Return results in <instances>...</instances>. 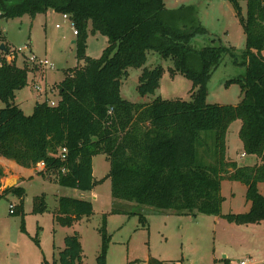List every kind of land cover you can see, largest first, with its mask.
<instances>
[{
	"label": "trees",
	"instance_id": "obj_1",
	"mask_svg": "<svg viewBox=\"0 0 264 264\" xmlns=\"http://www.w3.org/2000/svg\"><path fill=\"white\" fill-rule=\"evenodd\" d=\"M164 1L0 0V22L23 16L34 19L48 10L68 16L77 33L76 59L82 62L56 85L55 106L36 103L32 114L25 116L14 104L15 93L26 85L28 73L39 68L27 63V58L18 68L14 61L7 63L5 52L0 51V101L4 105L0 109V157L25 169L42 163L40 175H52L64 188L90 192L98 183L92 159L104 155L109 171L100 182L110 181L113 200L178 216H219L221 182H240L246 187L249 210L224 218L236 225L259 224L264 221V196L258 191V184H264V0H225L245 36L239 64L231 47H193L192 40L207 33L195 8L167 10ZM242 2L244 16L240 14ZM88 32L106 39L98 59L86 56ZM0 45L10 50L1 30ZM148 52L171 62V77L180 74L192 82L189 102L157 98L133 104L121 98V81L129 69H141L136 87L140 96L158 89L163 69L144 68ZM223 54L245 68L242 77L228 81L240 87L242 99L236 106L206 103V82ZM236 120L241 124L238 135L245 155L257 161L252 166L226 159L227 129ZM62 149L65 160L61 161L55 156ZM3 193L20 200L22 213L23 189ZM44 210L43 196L36 197L32 212ZM92 213L90 202L61 197L54 219L61 227H72ZM103 219L96 264H106L109 237ZM139 222H145L142 216ZM63 245L57 263L82 264L78 234L66 236ZM148 264L162 263L150 260Z\"/></svg>",
	"mask_w": 264,
	"mask_h": 264
},
{
	"label": "rangeland",
	"instance_id": "obj_2",
	"mask_svg": "<svg viewBox=\"0 0 264 264\" xmlns=\"http://www.w3.org/2000/svg\"><path fill=\"white\" fill-rule=\"evenodd\" d=\"M164 4L167 10L183 6L195 8L197 19L207 33L194 38L191 42L193 47H231L235 50L236 62H241L245 36L235 11L227 1L165 0ZM240 14L245 15L243 2ZM0 30L4 42L10 47V50H5L9 58L13 50H21L14 58L16 67L22 68L24 59L30 56L39 61L46 60L49 64L42 70L28 73L26 85L15 93L14 104L25 116H29L36 103H55L58 100L56 85L65 78L67 71L82 64L76 59V36L70 20L48 10L34 19L23 16L3 20ZM106 46L105 37L88 32L87 57L98 59ZM9 58L7 60H11ZM156 66L162 67L163 74L154 94L140 96L136 87L141 69H129L127 77L121 81V98L133 104H148L157 98L189 102L192 82L180 74L171 77V62L161 59L155 52H148L144 68ZM244 72V67L235 65L228 54H223L219 66L206 82V103L238 105L242 99L240 87L235 83L228 84V81L242 77ZM3 106L0 101V109ZM240 125V121L236 120L227 129L226 159L238 166H252L257 161L247 157L243 151L238 135ZM241 155L244 157L241 158ZM201 157L204 155L201 154ZM0 166L9 169L5 179L0 178L3 191L8 188L5 181L13 179V172L23 178L20 186L24 191L22 213L20 200L15 195L0 193V264H58L63 239L73 233L79 236L82 264H96L103 218L109 237L106 264H148L150 260L162 264H264V221L255 225H236L224 218L228 214H243L249 210L250 204L245 199L246 187L240 182H221L223 201L219 216L199 213L178 216L172 211L113 200L110 181L106 179L100 182L109 171L104 155L92 159L93 177L98 183L90 192L64 188L54 181L52 175H40L44 171L38 173L36 167L32 173L2 157ZM11 181L8 183L13 186L14 180ZM258 191L264 196V184H258ZM41 196L45 210L35 214L32 212L33 200ZM61 197L90 202L92 215L74 223L72 227L59 226L54 216ZM9 204L14 206L12 214L8 211ZM112 210L124 214H112ZM140 216L144 223L139 222Z\"/></svg>",
	"mask_w": 264,
	"mask_h": 264
},
{
	"label": "built area",
	"instance_id": "obj_3",
	"mask_svg": "<svg viewBox=\"0 0 264 264\" xmlns=\"http://www.w3.org/2000/svg\"><path fill=\"white\" fill-rule=\"evenodd\" d=\"M62 18L65 19V20H69V17L66 16V15H62ZM71 27L73 29V34L76 35L77 33H76V31H75V29H74L72 24H71ZM19 53H21L20 49L19 50H16V49L13 50L12 53H11V56H10L11 58H9V56L5 55V61L7 63H10V62L14 61L15 56L17 54H19ZM7 58H9L11 60H7ZM27 63H29L31 65H34V66H36L39 69H43V67L49 66V64H48V62L46 60L45 61H39L33 56H30V57L27 58ZM1 66H2V61L0 60V68H1ZM35 88L38 91V88L37 87H35ZM49 105L53 107V106L56 105V102L55 103L54 102H50ZM64 154H65V150L62 149V150L59 151V154L56 155L55 157L56 158H60V160L62 161V160H65V155ZM243 157H244V155H241V158H243ZM40 164L43 165V167H44V164H42V163H40ZM61 171H62V173L65 172L64 169H62ZM8 211H9V214H12V212L14 211V206L9 205L8 206ZM240 264H244V263H240Z\"/></svg>",
	"mask_w": 264,
	"mask_h": 264
},
{
	"label": "crops",
	"instance_id": "obj_4",
	"mask_svg": "<svg viewBox=\"0 0 264 264\" xmlns=\"http://www.w3.org/2000/svg\"><path fill=\"white\" fill-rule=\"evenodd\" d=\"M34 72V71H33ZM61 82V81H60ZM59 82V83H60ZM54 91V90H53ZM48 103V102H47ZM49 103H50V101H49ZM48 103V104H49ZM6 161H8V160H6ZM8 162H10V161H8ZM12 163V162H11ZM16 165V164H15ZM36 168H37V172L38 173H40L41 171H44V167H43V165H41V164H38V165H36L35 166ZM35 167H33V168H30V169H25V168H21V167H19V168H21V169H25V170H28V171H30V172H32V173H34V168ZM0 168H1V170H2V173H3V177H2V179L4 178L5 179V177H6V175H7V173H8V171H9V169L8 168H4V167H2V166H0ZM36 172V173H37ZM35 175H38V174H35ZM11 177L13 178V179H11L12 181L14 180V184H13V186L12 187H17V188H22L20 185L22 184L21 183V181L23 180V178L21 177V175L20 174H17V173H14L13 172V175H11ZM47 177V176H46ZM94 178V177H93ZM10 180V181H11ZM50 180V179H49ZM11 181V182H12ZM53 181V180H52ZM54 182V181H53ZM1 183V186H0V193H2L3 192V189H2V182H0ZM5 183H6V181H5ZM6 186V185H5ZM11 187V188H12ZM11 188H9V189H11ZM6 189V188H5ZM8 189V188H7ZM9 194V193H8ZM68 198V197H67ZM9 205H11V204H9ZM250 207V206H249ZM82 220V219H81ZM72 235V234H71ZM67 236H69V235H67ZM66 237V236H65ZM64 237V238H65Z\"/></svg>",
	"mask_w": 264,
	"mask_h": 264
},
{
	"label": "water",
	"instance_id": "obj_5",
	"mask_svg": "<svg viewBox=\"0 0 264 264\" xmlns=\"http://www.w3.org/2000/svg\"><path fill=\"white\" fill-rule=\"evenodd\" d=\"M0 51L5 52V48L3 45H0ZM5 185H6V187H8V189L12 187L11 183H8V180L6 181Z\"/></svg>",
	"mask_w": 264,
	"mask_h": 264
},
{
	"label": "bare ground",
	"instance_id": "obj_6",
	"mask_svg": "<svg viewBox=\"0 0 264 264\" xmlns=\"http://www.w3.org/2000/svg\"><path fill=\"white\" fill-rule=\"evenodd\" d=\"M8 182H10V181H8Z\"/></svg>",
	"mask_w": 264,
	"mask_h": 264
}]
</instances>
